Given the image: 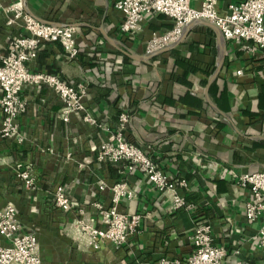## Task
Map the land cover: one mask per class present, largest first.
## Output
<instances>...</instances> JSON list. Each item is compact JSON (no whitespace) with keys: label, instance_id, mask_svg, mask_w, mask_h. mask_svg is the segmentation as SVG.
Segmentation results:
<instances>
[{"label":"crops","instance_id":"0c3cea01","mask_svg":"<svg viewBox=\"0 0 264 264\" xmlns=\"http://www.w3.org/2000/svg\"><path fill=\"white\" fill-rule=\"evenodd\" d=\"M115 1L23 0L34 18L73 25L79 50L69 61L56 44H46L28 64L30 70L83 84L85 107L104 129L75 115L64 122L53 91L42 84L25 88L27 107L17 120L24 141L11 144L0 137V207L14 205L22 230L36 233L43 264L181 259L190 250L196 219L210 225L213 243L226 250L227 264H264L258 246L262 224L246 221L250 194L233 180V174L264 169V50L221 40L199 22L184 28L179 42L150 54V33L162 34L172 20L145 15L141 30L127 36L120 32L122 15ZM234 1L215 0L218 14ZM7 17L0 10V46L8 36L25 34L7 26ZM121 112L128 115L125 139L149 152L166 175L185 181L177 193L192 209L171 211L170 191H157L140 172L97 160L98 145L115 130ZM18 161L33 173L31 189L16 174ZM122 179L135 191L134 198L122 200V208L142 214L137 232L117 249L106 242L98 249L76 243L68 227L77 209L56 206L55 189L63 186L83 217L95 220L93 203L108 205L111 196L108 189L98 190L99 181L111 186Z\"/></svg>","mask_w":264,"mask_h":264},{"label":"built area","instance_id":"2783aa9c","mask_svg":"<svg viewBox=\"0 0 264 264\" xmlns=\"http://www.w3.org/2000/svg\"><path fill=\"white\" fill-rule=\"evenodd\" d=\"M194 2L198 5H190ZM114 8L120 12V32L131 36L141 30V24L148 14H163L172 20V27L162 34L152 32L146 43V52L152 53L169 47L180 39L184 28L195 20H206L214 24L223 38L236 43L248 42L264 50V0H235L229 4L224 14H218L215 0H116ZM0 10L8 14L6 25L23 29L25 34L8 36L6 44L0 46V137L11 144H20L25 137L21 134L18 117L26 111L27 102L22 91L31 85L42 84L53 91L60 102V117L68 122L75 115L83 123L104 129L102 124L91 116L84 104L86 87L83 84L71 85L55 74L32 72L28 66L39 52L49 43L60 44L69 61L77 58L76 28L73 25H58L43 22L25 11L23 0H15ZM128 115L119 113L115 130L101 140L96 158L99 162L122 164L127 172L137 171L145 175L147 181L159 192H171V211L192 209L193 204L177 193V188L185 187V181L166 175L156 159L138 146L125 139L124 132ZM17 176L24 187L34 186L33 173L20 161L15 163ZM238 186L248 189L250 199L244 204L246 221L261 222L258 230V246L264 253V169L233 174ZM110 191V204L94 202L96 219L83 217L79 203L69 198L63 186L54 192V204L68 212L77 209L68 227L76 243L98 249L108 243L117 249L127 243L137 232L142 218L140 213H128L122 208L124 199L135 197V191L125 180L111 186L99 181L98 190ZM0 264H43L38 252L36 233L22 230L18 210L12 204L0 207ZM190 250L183 258L161 259L160 264H227L226 250L213 243L208 223L196 219L189 236ZM234 264H246L236 261Z\"/></svg>","mask_w":264,"mask_h":264},{"label":"water","instance_id":"95a60500","mask_svg":"<svg viewBox=\"0 0 264 264\" xmlns=\"http://www.w3.org/2000/svg\"><path fill=\"white\" fill-rule=\"evenodd\" d=\"M199 22H201L202 24H205L206 26H209V27H211V28H213L214 30H215V32H216V34L219 36V38H221V40L223 39V35L221 34V32H220V30L214 25V24H212L211 22H208V21H206V20H195V21H192V22H190L188 25H186V27H185V30H187L191 25H193L194 23L196 24V23H199ZM181 39V38H180ZM179 39V40H180ZM179 40H178V42H179ZM224 45V44H223ZM224 47V46H223ZM167 48V47H166ZM165 49V48H164ZM161 50H163V49H161ZM161 50H158V51H161ZM156 52V51H155ZM152 53H154V52H152ZM152 53H150V54H152ZM223 51H222V54H221V56H220V63H221V61H222V57H223Z\"/></svg>","mask_w":264,"mask_h":264},{"label":"trees","instance_id":"16d2710c","mask_svg":"<svg viewBox=\"0 0 264 264\" xmlns=\"http://www.w3.org/2000/svg\"><path fill=\"white\" fill-rule=\"evenodd\" d=\"M54 44H56V46H58V47H60L61 48V46H60V44H58V43H54ZM62 49V48H61ZM117 167L119 168H122V164H120L119 166L117 165ZM123 169V168H122Z\"/></svg>","mask_w":264,"mask_h":264},{"label":"rangeland","instance_id":"374dc122","mask_svg":"<svg viewBox=\"0 0 264 264\" xmlns=\"http://www.w3.org/2000/svg\"><path fill=\"white\" fill-rule=\"evenodd\" d=\"M193 4H194V2H191V3H190V5H193ZM194 5H195L196 8H198V5H197V4H194ZM194 5H193V6H194Z\"/></svg>","mask_w":264,"mask_h":264}]
</instances>
